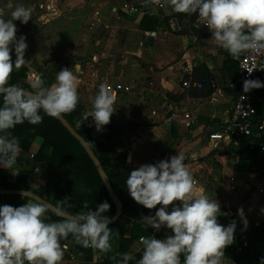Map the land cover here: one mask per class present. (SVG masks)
Instances as JSON below:
<instances>
[{
    "label": "crops",
    "instance_id": "obj_1",
    "mask_svg": "<svg viewBox=\"0 0 264 264\" xmlns=\"http://www.w3.org/2000/svg\"><path fill=\"white\" fill-rule=\"evenodd\" d=\"M7 2L8 0H0V7L6 8ZM11 2L14 6L22 4L25 7H31L33 13L36 7H42L44 11L48 7L56 10V6H50L46 0H11ZM117 2L116 7H120L122 11H124L123 7L134 4H137L141 11L138 12L140 16L134 17L133 23H130L133 25L131 32H121L125 36V42L118 48L119 54L112 56L115 60L107 59L108 53L103 49L96 53L89 52L92 57L88 58V62L76 61V57H80L89 50L78 49L70 39L62 36L65 34L64 24H59L58 17V19H51L49 25L42 29L46 33L44 36L46 40L41 43L46 46L47 51L37 48L35 30L30 28L33 16L27 24L18 23L17 38L21 34L25 35L26 32L30 34L27 39V49L34 69L33 73H29L26 67L27 76L21 82L29 84L31 75L40 74L46 77L51 85L55 82L56 74L61 68L69 67L75 71V65L78 64L80 66L78 78L81 80L78 88L79 103L83 107L79 122L84 120L91 110L92 99L98 93L101 84L106 83L117 93L115 102L117 109L111 117V122L104 126V130L98 132L95 128L93 135H105L106 143L111 145L108 168H112L113 162L120 155L126 157L127 166L134 170L142 164L155 163L177 155L179 150L183 151L186 155L185 163L194 169L196 180L205 187L211 198L217 199L220 203L221 210L224 212L222 216H226L229 211L233 212V220L237 223L235 240L243 246L253 243L254 228L264 223L263 152L259 151L256 163L248 162L246 169L240 170L237 143L216 142L208 138L210 132L220 128L227 120L228 113L234 104V94L229 88V81L238 67L237 63L223 50H219L215 56L209 53L207 42L211 38V33L207 26L200 28L195 26L199 22L198 17L193 23L198 32L190 29L189 15L188 30H180L179 22L182 19L172 10L167 0H159V4L152 3V0H117ZM116 7L114 6V11ZM145 10L160 17H172L170 20L172 32L141 31L138 28V21L146 13ZM10 11L6 9V19L10 18ZM60 14L63 15L62 11ZM95 14L94 18L103 21L104 12L95 11ZM182 17L185 19L184 16ZM53 20L55 22L51 24ZM175 25L178 27V34L174 32ZM73 29L72 32L76 33V28ZM103 31H106L104 27L99 34L103 35ZM200 32L207 35H201ZM117 34L121 35L119 32ZM163 41L172 42V48H175V51L171 48H161ZM137 50L142 52L141 56L131 54ZM165 52L170 56L166 58L167 62H162L159 56ZM11 56L15 60L14 51ZM176 59L181 62H174ZM187 65L191 66L192 79L196 68L205 66L209 70L212 79L209 95L196 97L195 93L201 89H186L182 86L181 82L186 74ZM162 79L169 81L172 87L170 89L161 87ZM117 84L122 87L117 89ZM262 116L264 117V111ZM87 119L92 120L91 117ZM261 120L264 122V119ZM260 134H264V129ZM41 144L42 140L36 138L29 152L21 150L17 158L18 162L13 168H1L8 171L9 180L12 182L20 171L28 172V186L41 194L43 198H47L45 185L57 182L61 169L55 163L35 160L34 154ZM50 152V148L45 149L46 154ZM193 153L196 154L194 159ZM129 154L132 157L131 163L127 162ZM37 168L39 172L36 171ZM125 195L130 196L128 191ZM241 208L248 222L246 230H242L244 224L238 215V210ZM154 212L155 209H147L146 215H154ZM141 217L132 218L120 214L115 223L119 228L120 237L110 241L113 248L109 254L92 249L91 259H86L72 241L61 240L62 246L67 245L61 264H97L109 258L113 259L120 246V238H129L133 222L142 223ZM149 229L151 234L147 237L151 238L164 239L170 234L169 229L166 228L160 232H156L151 227ZM140 237L132 241L126 253L133 256L142 255L143 246L140 243ZM137 261L134 259L128 264H137ZM224 261L225 264H244L227 257H224Z\"/></svg>",
    "mask_w": 264,
    "mask_h": 264
},
{
    "label": "clouds",
    "instance_id": "obj_2",
    "mask_svg": "<svg viewBox=\"0 0 264 264\" xmlns=\"http://www.w3.org/2000/svg\"><path fill=\"white\" fill-rule=\"evenodd\" d=\"M167 2L176 13L197 15L202 21L195 25L197 28L207 26L211 33L207 42L211 55L223 50L238 59L242 54L264 49V0ZM152 3L159 4V0H152ZM6 9L11 10L7 19ZM32 13L31 7L14 6L11 0L6 8L0 7V167L6 169L17 164L22 152L20 141L11 129L25 121L32 125L42 123L41 111L61 119L63 114L73 112L79 103L81 80L78 78V64L75 71L69 67L61 68L55 82L49 86L40 74L31 75L28 82L32 91L18 84H9L12 72L27 64V38L24 34L17 38L16 21L27 24ZM13 50L15 61L11 56ZM131 54L141 56L142 52L137 50ZM245 69L251 76L257 67ZM160 84L165 89L172 87L165 79ZM242 88L244 93L261 89L264 81L245 78ZM116 100V91L106 83L101 84L85 120L91 117L96 130L103 131L117 109ZM195 157L193 153L192 158ZM131 160L129 154L127 162L131 163ZM185 160V153L179 150L177 155L142 164L128 173L125 185L130 197L144 208L155 209L154 215L141 217L142 224L156 232L165 228L170 230L164 239L140 237L143 251L137 264H225V249L235 241L237 223L233 220L225 226L218 221V217L224 215L220 203L207 194L205 187L196 180L194 169ZM36 171L39 172V168ZM70 199L65 197L61 203ZM110 207L104 201L95 210L88 208L69 215L60 204L52 208L38 199L20 206L0 204V264H61L67 245L62 246L60 242L69 235L83 248L105 254L112 252V229L109 228L112 219L104 215ZM49 209L63 219L49 222L46 215ZM238 215L244 224L242 230H246L248 222L242 208ZM134 259L133 255L125 253L118 264H128ZM259 264H264V256L259 258Z\"/></svg>",
    "mask_w": 264,
    "mask_h": 264
},
{
    "label": "trees",
    "instance_id": "obj_3",
    "mask_svg": "<svg viewBox=\"0 0 264 264\" xmlns=\"http://www.w3.org/2000/svg\"><path fill=\"white\" fill-rule=\"evenodd\" d=\"M197 17L195 14L189 15L190 29L193 31H197L193 26ZM171 19L172 17L169 16L160 17L146 12L139 19L138 28L141 31L147 32H172L170 26ZM200 34L207 35V33L202 32ZM229 57L233 59L231 56ZM12 60L15 61L13 58ZM233 60L237 63L235 59ZM192 75L193 80L203 83V87L195 93V96L204 97L209 95L211 93L212 83L209 70L205 66H201L196 68ZM26 76L27 68L25 66L21 67L18 71L14 70L11 74L9 84H18L26 90L32 91L29 84L21 82ZM43 78L46 86H48L50 82L46 77L43 76ZM0 104H2V97H0ZM256 107L257 119H264L262 116L264 104L259 103ZM82 110V105L78 103L76 109L71 113L63 114V118L69 123L75 133L86 141L100 162L110 182L113 194L121 204V213L132 218L146 215L147 208L137 204L130 196L125 195L127 192L125 180L128 173L132 171L126 164V157L124 155L118 156L113 162L112 168H108L111 145L106 143L107 137L105 135H93L95 125L91 119H84L79 122ZM41 115H43L42 123L32 125L25 121L24 124L17 125L10 131L19 139L20 148L23 152H29L35 139L40 138L42 144L34 154L35 160L55 163L61 169V175L57 182L46 183L45 190L48 193V197L43 198L41 194L28 186V172L20 171L16 179L12 182L9 180L8 171L0 167V189L32 191L55 207L60 204V206L67 209L69 215L87 211L88 208L95 210L98 204L107 201L111 207L104 215L111 219L115 214L116 204L110 198L104 181L90 155L85 151L78 138L73 136L57 118L47 116L42 111ZM236 143L239 147L237 151L239 156V169L245 170L248 162H257L260 148L262 146L264 147V134L240 137L236 139ZM46 148H50V154L45 153ZM262 159L264 160V152L262 153ZM65 197H71V199L67 203H61ZM30 201L33 200L26 196L0 193V204L6 203L12 206H20ZM69 204L71 207H68ZM46 215L49 218V222H56L63 219L50 210ZM218 221L227 226L233 221V212L229 211L226 216H219ZM132 225L133 228L130 237L120 238V246L115 252L114 258H109L107 261L97 264H118L122 255L128 251L129 245L133 240L142 235L149 236L151 234L149 227L144 226L142 223L135 221ZM67 239L74 243L77 250L82 252L86 259H91L92 248H83L76 244L71 235ZM254 239L255 241L249 243L247 246H243L235 240L232 245L225 249L224 257L239 263L259 264V258L264 256V223L254 228ZM134 257L135 260H139L141 255L137 254ZM181 260L183 261V255H181Z\"/></svg>",
    "mask_w": 264,
    "mask_h": 264
},
{
    "label": "rangeland",
    "instance_id": "obj_4",
    "mask_svg": "<svg viewBox=\"0 0 264 264\" xmlns=\"http://www.w3.org/2000/svg\"><path fill=\"white\" fill-rule=\"evenodd\" d=\"M49 2L50 6H56V10L54 8L48 7L46 11L41 8L36 7L35 12L33 13L32 21L30 24V28L35 30V37L37 48L39 50L47 51L46 46L42 45V41L46 40L44 38L45 34L42 29L45 26L49 25V21L53 18H59V24H64L63 27L65 29V34L62 36L68 38L73 42V44L78 48L84 50H89L87 53H83L80 57H76V61L78 62H88V58H91L90 55L92 52H100L103 49L108 53L107 59L115 60L112 56L115 54H119L121 47V43L123 44L125 36L122 31H130L133 29L134 17L140 16L138 13H130L127 7H123L124 11L120 9V7H116L118 5L117 0H46ZM70 1V2H69ZM103 2L102 4L100 2ZM117 2V3H116ZM122 4V3H121ZM114 6L116 7V11ZM122 7V5H121ZM86 10V13L84 11ZM62 11V14L61 13ZM95 11H102L105 13L103 21L100 19H96ZM109 13V14H108ZM134 14V15H133ZM181 17V22H179L180 30L185 31L188 30L189 24L187 23L188 14L176 13ZM69 17V18H68ZM57 18V19H58ZM55 19V20H57ZM51 24H53L55 22ZM16 23L22 25L19 21ZM123 23V24H122ZM175 23V21H174ZM198 23H202L199 21ZM74 26V27H72ZM206 25H201V27H205ZM105 28V32L99 34L102 28ZM76 28V33L72 32ZM177 25H175V34H178ZM26 29H28L26 25ZM120 33L119 36L117 33ZM76 34V35H75ZM27 39H29L30 34L28 32L25 33ZM144 38V36H142ZM144 40V39H143ZM69 41V40H68ZM168 46V47H167ZM171 48L175 51L173 47V43L169 41H163L161 44V48ZM14 51V50H13ZM91 52V53H89ZM121 54V53H120ZM160 55V54H158ZM169 53H164L162 56H159V59L162 62H167L166 58H169ZM174 62H181L180 60H175Z\"/></svg>",
    "mask_w": 264,
    "mask_h": 264
},
{
    "label": "built area",
    "instance_id": "obj_5",
    "mask_svg": "<svg viewBox=\"0 0 264 264\" xmlns=\"http://www.w3.org/2000/svg\"><path fill=\"white\" fill-rule=\"evenodd\" d=\"M127 9L130 13H138L141 11V8H139L137 4L127 6ZM144 12H148V10H145ZM228 55L231 56L230 54ZM235 60L237 61L238 67L229 81V88L234 94V104L228 113L227 120L222 126L208 134V138L216 142H236L237 138L255 136L260 134L264 129V122L256 117V106L259 103L264 104V88L252 89L248 93H244L242 88L243 80L245 78H259L261 81H264V70L259 69L264 68V49L242 54ZM247 67H257V69L253 71L251 76H249L245 69ZM190 69L191 66L187 65L186 74L183 76L181 82L182 86L186 89H201L203 83L194 81L191 78ZM121 87L120 84H117L116 86L117 89H120ZM124 90H127V88H124ZM260 152H264L263 146L260 148ZM261 191L262 190L260 189V192Z\"/></svg>",
    "mask_w": 264,
    "mask_h": 264
},
{
    "label": "water",
    "instance_id": "obj_6",
    "mask_svg": "<svg viewBox=\"0 0 264 264\" xmlns=\"http://www.w3.org/2000/svg\"><path fill=\"white\" fill-rule=\"evenodd\" d=\"M29 56V52H28V49L26 50L25 52V59L27 61V64L25 65V67L28 68V72L29 73H33L34 72V69L33 67L31 66L32 62H31V59L28 57ZM28 59V60H27ZM63 125L64 127H66V129L75 137L78 138V140L80 141L81 145L83 146V148L85 149V151L90 155V157L92 158L94 164L96 165L103 181H104V184L106 186V189L109 193V196L110 198L115 202L116 204V211H115V214L114 216L111 218L112 219V222L109 224V228L112 229V234L110 235V239L112 240L113 238H119L120 237V231H119V228L117 225H115V223L117 222L120 214H121V205L120 203L116 200L114 194H113V191H112V188H111V185H110V182L108 181L107 177H106V174L100 164V162L98 161V159L95 157V155L93 154V152L91 151L90 147L88 146V144L86 143L85 140H83L82 138H80L76 133L75 131L73 130V128L69 125V123L63 118L61 117L60 118H57ZM0 193H5V194H14V195H23L22 196H26V197H29L31 198L32 200L34 201H37L38 200H41V201H44L45 203L49 204L52 206V208H55V206H53L50 202L44 200L42 197L36 195L34 192L32 191H19V190H3V189H0ZM50 211H52L51 209H49ZM54 212V211H52ZM55 213V212H54Z\"/></svg>",
    "mask_w": 264,
    "mask_h": 264
}]
</instances>
